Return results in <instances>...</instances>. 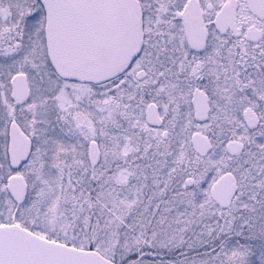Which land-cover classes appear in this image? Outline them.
Here are the masks:
<instances>
[{"label": "snow or ice", "instance_id": "6c2138e0", "mask_svg": "<svg viewBox=\"0 0 264 264\" xmlns=\"http://www.w3.org/2000/svg\"><path fill=\"white\" fill-rule=\"evenodd\" d=\"M0 264H264V0H0Z\"/></svg>", "mask_w": 264, "mask_h": 264}]
</instances>
